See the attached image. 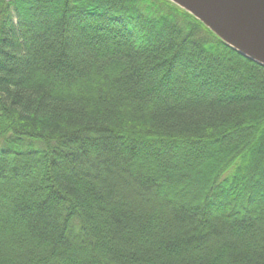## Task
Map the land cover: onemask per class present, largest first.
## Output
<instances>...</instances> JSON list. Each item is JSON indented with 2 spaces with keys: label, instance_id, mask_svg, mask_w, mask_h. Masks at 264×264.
<instances>
[{
  "label": "trees",
  "instance_id": "1",
  "mask_svg": "<svg viewBox=\"0 0 264 264\" xmlns=\"http://www.w3.org/2000/svg\"><path fill=\"white\" fill-rule=\"evenodd\" d=\"M0 264H264V67L167 0H0Z\"/></svg>",
  "mask_w": 264,
  "mask_h": 264
},
{
  "label": "water",
  "instance_id": "2",
  "mask_svg": "<svg viewBox=\"0 0 264 264\" xmlns=\"http://www.w3.org/2000/svg\"><path fill=\"white\" fill-rule=\"evenodd\" d=\"M227 47L264 67V0H167Z\"/></svg>",
  "mask_w": 264,
  "mask_h": 264
}]
</instances>
